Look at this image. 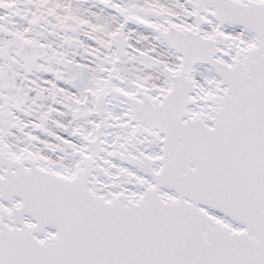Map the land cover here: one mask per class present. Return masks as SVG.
I'll return each mask as SVG.
<instances>
[{
  "label": "snow or ice",
  "instance_id": "1",
  "mask_svg": "<svg viewBox=\"0 0 264 264\" xmlns=\"http://www.w3.org/2000/svg\"><path fill=\"white\" fill-rule=\"evenodd\" d=\"M0 264H264V0H0Z\"/></svg>",
  "mask_w": 264,
  "mask_h": 264
}]
</instances>
